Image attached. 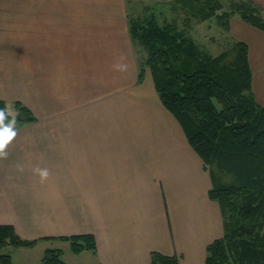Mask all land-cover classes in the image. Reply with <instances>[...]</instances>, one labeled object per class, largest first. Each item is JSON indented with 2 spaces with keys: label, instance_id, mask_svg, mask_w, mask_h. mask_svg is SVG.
<instances>
[{
  "label": "crops",
  "instance_id": "0c3cea01",
  "mask_svg": "<svg viewBox=\"0 0 264 264\" xmlns=\"http://www.w3.org/2000/svg\"><path fill=\"white\" fill-rule=\"evenodd\" d=\"M129 1L0 0V100L36 116L0 132V224L37 242L92 234L95 251L75 253H90L84 264H147L152 251L205 264L221 209L150 72L138 82V62L123 53ZM251 1L264 14V0ZM92 31L94 50L77 46ZM228 33L248 47L264 106V31L233 15Z\"/></svg>",
  "mask_w": 264,
  "mask_h": 264
},
{
  "label": "trees",
  "instance_id": "16d2710c",
  "mask_svg": "<svg viewBox=\"0 0 264 264\" xmlns=\"http://www.w3.org/2000/svg\"><path fill=\"white\" fill-rule=\"evenodd\" d=\"M222 1L174 0L190 17H215L227 31L233 15L264 31V14L251 0H227L228 10L218 13ZM128 31L131 42L145 50L159 99L201 158L211 182L208 195L221 209L223 233L207 244L205 264H264V106L251 91L247 45L235 40L217 55L207 54L175 24L160 25L153 16L129 18ZM144 72L140 67L138 82ZM11 106L13 114L0 100V132L11 120H36L22 102ZM59 238L74 253L96 249L89 233ZM36 242L20 237L13 225L0 224V264H12L4 245L32 247ZM41 263L67 264L57 247L46 248ZM147 264H178V257L152 251Z\"/></svg>",
  "mask_w": 264,
  "mask_h": 264
},
{
  "label": "rangeland",
  "instance_id": "374dc122",
  "mask_svg": "<svg viewBox=\"0 0 264 264\" xmlns=\"http://www.w3.org/2000/svg\"><path fill=\"white\" fill-rule=\"evenodd\" d=\"M223 8L218 10L220 13L223 10H228L229 4L227 0L222 1ZM128 20L143 19L145 17L153 16L156 21L163 25L165 22L175 24V26L183 31V33L192 38L197 44L200 50L205 51L207 54L217 55L224 49L228 48L232 43L231 35L223 27L219 20L215 17L201 21L197 18H192L187 15L175 2L174 0H149V1H138L133 0L127 2L126 5ZM87 34L86 40L77 42V46L80 48H88L94 50L96 43L101 42L98 40L100 32H91ZM113 31L103 32L104 42L109 43L108 46H104L107 49L109 57H112L109 53V48L113 47L115 40H113ZM129 37V35H128ZM107 43L105 45H107ZM123 53L126 57L135 58L138 62L139 68H144L145 71L150 72L149 67L145 64V50L140 43L134 41V44L128 43L126 47H122ZM90 52H87L88 57ZM86 54V51H85ZM36 114L38 110L35 106ZM7 111L11 114L14 113L12 106L7 107ZM37 133V132H36ZM60 247L63 249V260L69 264H84L87 263L83 260V254H90L89 252L76 255L71 251L68 241H60L59 239L47 240L40 239L32 247L13 246L6 244L2 247V252L11 255L12 264H42L41 258L46 248ZM78 259H74V258Z\"/></svg>",
  "mask_w": 264,
  "mask_h": 264
}]
</instances>
